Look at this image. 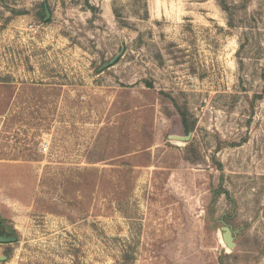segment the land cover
<instances>
[{
    "label": "rangeland",
    "instance_id": "374dc122",
    "mask_svg": "<svg viewBox=\"0 0 264 264\" xmlns=\"http://www.w3.org/2000/svg\"><path fill=\"white\" fill-rule=\"evenodd\" d=\"M0 80V264H264V0H0Z\"/></svg>",
    "mask_w": 264,
    "mask_h": 264
},
{
    "label": "water",
    "instance_id": "95a60500",
    "mask_svg": "<svg viewBox=\"0 0 264 264\" xmlns=\"http://www.w3.org/2000/svg\"><path fill=\"white\" fill-rule=\"evenodd\" d=\"M44 10H45L44 22H46L47 19L49 18V12H48V9L46 7H44ZM169 139L172 141L188 142L190 140V135H187V136H169ZM222 240L228 249L232 250L234 248L235 245L233 242L232 233H231L230 229L227 227L223 228ZM15 242H16V238H14V237H2V236H0V243L1 244H12Z\"/></svg>",
    "mask_w": 264,
    "mask_h": 264
},
{
    "label": "trees",
    "instance_id": "16d2710c",
    "mask_svg": "<svg viewBox=\"0 0 264 264\" xmlns=\"http://www.w3.org/2000/svg\"><path fill=\"white\" fill-rule=\"evenodd\" d=\"M0 82H8L7 80H0ZM184 129L187 133H189V128L186 126L185 121H183Z\"/></svg>",
    "mask_w": 264,
    "mask_h": 264
},
{
    "label": "built area",
    "instance_id": "2783aa9c",
    "mask_svg": "<svg viewBox=\"0 0 264 264\" xmlns=\"http://www.w3.org/2000/svg\"><path fill=\"white\" fill-rule=\"evenodd\" d=\"M47 148H48L47 144H43L42 151L43 152H46L47 151Z\"/></svg>",
    "mask_w": 264,
    "mask_h": 264
},
{
    "label": "flooded vegetation",
    "instance_id": "af4514ba",
    "mask_svg": "<svg viewBox=\"0 0 264 264\" xmlns=\"http://www.w3.org/2000/svg\"><path fill=\"white\" fill-rule=\"evenodd\" d=\"M0 236H2V237H13V236H5V235H3V234H1V233H0ZM14 238H15V237H14ZM12 244H13V243H12ZM0 245H10V244H1V243H0Z\"/></svg>",
    "mask_w": 264,
    "mask_h": 264
}]
</instances>
